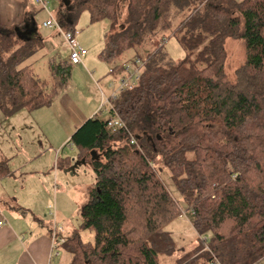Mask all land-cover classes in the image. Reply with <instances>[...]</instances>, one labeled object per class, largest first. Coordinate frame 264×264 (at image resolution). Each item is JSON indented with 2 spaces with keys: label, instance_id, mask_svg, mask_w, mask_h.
<instances>
[{
  "label": "trees",
  "instance_id": "16d2710c",
  "mask_svg": "<svg viewBox=\"0 0 264 264\" xmlns=\"http://www.w3.org/2000/svg\"><path fill=\"white\" fill-rule=\"evenodd\" d=\"M57 21L75 32L83 12L109 21L101 57L142 63L140 80L112 100L68 141L80 150L95 182L81 209L82 229L63 237L71 264H161L175 254L165 225L182 210L163 180L167 171L195 230L210 233L177 264H259L264 260V0H59ZM39 10L43 9L39 7ZM0 24V110L8 118L49 107L72 76L70 60L52 61L50 77L24 63L44 48ZM173 37L186 52L164 53ZM242 40L246 59L234 78L226 71L227 40ZM158 41L160 43L158 44ZM133 51L125 62L124 54ZM119 116L125 129L107 122ZM135 144H131V138ZM71 161V160H70ZM9 173L0 162V178Z\"/></svg>",
  "mask_w": 264,
  "mask_h": 264
},
{
  "label": "rangeland",
  "instance_id": "374dc122",
  "mask_svg": "<svg viewBox=\"0 0 264 264\" xmlns=\"http://www.w3.org/2000/svg\"><path fill=\"white\" fill-rule=\"evenodd\" d=\"M32 1V5L35 4L36 7H39L34 0ZM45 1L47 2L46 10L35 14L39 34L44 39L45 45L36 55L28 59L24 66L31 65L40 77L49 78L51 62L62 63L68 61L70 50L60 30L43 27V23L49 19L50 14H53L57 20V12L60 7L59 0ZM75 27L81 33V37L78 39L79 44L87 50L88 54L90 53V58L92 57L91 59L94 60L81 66L85 74H79L76 67H72V76L68 85L58 92L49 107L35 111L22 110L11 117L6 118L4 116L0 122L3 130L10 134V141L3 143L9 148V164L16 163L19 165L24 160L31 159L36 161L30 166L31 168L44 169L43 172H46L45 175L42 173L41 176L43 185L38 178H31L30 183L28 181L29 186L33 185L37 189L43 188L50 192L49 202H51V208L49 211V207H46V211L41 215L42 220L47 222L56 220L60 226L59 232L67 233L76 229L80 232L84 242H93V234L89 230L82 229L81 209L89 201L88 190L95 182V175L88 163L77 167L75 173H67L69 169H72L78 163L80 153V150L69 145L68 141L74 134L73 125L76 119L88 120L91 118L93 111L95 114H99L101 118L106 119L108 117L106 109L100 111L103 103L102 92L109 96L114 89L119 87L120 79L115 74H111L116 63L106 61L101 57L104 36L110 31L109 21L104 20L92 24L89 13L85 11L81 14ZM159 43L160 41H158ZM226 51V71L231 78H234L236 69L246 59L245 43L242 40L229 39L226 43ZM164 53L175 63L186 58V52L173 37L167 39L164 45ZM133 55V51L130 50L124 54L123 60L127 62ZM43 134L51 137L52 152L46 151L47 143L44 144V147L43 143H40V141L43 142V139L39 137ZM65 138L67 140L60 146L59 142ZM12 140L14 146L11 144ZM22 144H24L27 151L24 158L18 156L14 149L15 147L17 151L21 150ZM40 154H43L41 159H39ZM48 168H50L49 174ZM18 176H20L18 178L27 181L29 174ZM163 180L179 204L182 216L168 222L164 228L174 240L175 254L171 257L161 256L159 261L161 264H177L178 259L192 252L199 246L201 241L210 240L211 234L201 236L195 230L193 213L187 209L167 171L163 173ZM42 199L45 200L47 197ZM35 200L37 206H39L38 198H35ZM55 211L57 218L54 219ZM63 251L65 250L63 249ZM65 253H67L70 260L63 263L71 264V254L66 251ZM259 264H264V260L260 261Z\"/></svg>",
  "mask_w": 264,
  "mask_h": 264
},
{
  "label": "crops",
  "instance_id": "0c3cea01",
  "mask_svg": "<svg viewBox=\"0 0 264 264\" xmlns=\"http://www.w3.org/2000/svg\"><path fill=\"white\" fill-rule=\"evenodd\" d=\"M32 2V0H0V24L2 26L11 27L22 23L23 25L16 29H18V33L23 40L40 37L39 27L35 18L36 12L40 10L35 4L32 5ZM80 37L81 33L79 38ZM89 54L84 58L83 65H87L94 61L91 59L92 57L90 58ZM83 65H74L73 67H76V71L83 75L85 74V71H83L81 67ZM95 115L93 111L90 117L93 118ZM3 118L4 115L0 110V121ZM86 121L87 120H83V118L76 119L73 125L75 129L73 133H75L78 127L80 128ZM0 127V162L6 160L9 168V173L0 178V221L4 222V226L0 228V264H66L67 262H63L70 260L67 253H65L66 250L62 245L53 249V236L57 233L58 235L60 234L63 237H67L76 229L67 233L63 231L59 232L60 226L56 220L54 222L42 220L41 215L46 211V207H49V211L51 208V202H49L50 192L43 188L37 189L33 185L29 186L28 181L30 183L31 178H38L43 185L41 176L42 173L45 175L46 172H43L44 169L39 170L31 168L30 166L36 162L31 159L24 160L23 163L19 165L16 163L9 164V148L3 143L8 140L10 141V134L3 130L1 122ZM39 138L43 139V142L40 141V143H43V147L44 144L47 143V150H45L52 152L51 137L43 134V136L41 135ZM66 140L65 138L60 141V146H62ZM11 144L13 145V140ZM14 149L18 156H23L24 158V154L27 152L24 148V144H22L21 150L17 151L15 147ZM28 155H30V153H28ZM42 156L43 154H40L39 159H41ZM58 168L59 166L57 169ZM48 169L49 174L50 168ZM26 174H29L27 181L26 179L18 178L20 177L18 175ZM44 197H47V199L43 200L42 198ZM35 198H38L39 206H37ZM53 217L54 219L57 218L56 211ZM63 249L65 251H63Z\"/></svg>",
  "mask_w": 264,
  "mask_h": 264
},
{
  "label": "built area",
  "instance_id": "2783aa9c",
  "mask_svg": "<svg viewBox=\"0 0 264 264\" xmlns=\"http://www.w3.org/2000/svg\"><path fill=\"white\" fill-rule=\"evenodd\" d=\"M35 3L43 10H46L47 2L45 0H35ZM43 27L48 28V29L57 28L58 30H60L70 49V56H69L70 62L73 65H83V60L87 56L88 52L78 42V39L80 36L79 31L76 30L73 33L64 32L61 29L58 21L56 20V18H54L52 14H50L49 19L43 23ZM141 67H142V63L139 60H136L135 62L126 66V68L124 69V75L120 78L119 87L117 89H114L113 92L109 96H106L102 92L103 103L101 105L100 111L106 109L109 112V110L112 109V104H111L112 100L116 99L117 95L120 92L124 90H131L137 85V83L140 80ZM107 126H108V129L113 133H117L120 130L125 129L124 122L117 115L111 116V118L107 122ZM131 144H135L133 137L131 138ZM3 226H4V222L0 221V228ZM64 242H65V239L63 237H60L57 233H55L53 236V241H52L53 249H56L57 247L62 245Z\"/></svg>",
  "mask_w": 264,
  "mask_h": 264
},
{
  "label": "water",
  "instance_id": "95a60500",
  "mask_svg": "<svg viewBox=\"0 0 264 264\" xmlns=\"http://www.w3.org/2000/svg\"><path fill=\"white\" fill-rule=\"evenodd\" d=\"M16 32L18 33V29H16ZM18 35L20 36V38H21V35L18 33ZM26 40H29V39H26ZM81 164H83V163H81V162H78V163H76V165H75V167H73L72 169H69L68 171H67V173H75V169L77 168V167H79Z\"/></svg>",
  "mask_w": 264,
  "mask_h": 264
}]
</instances>
